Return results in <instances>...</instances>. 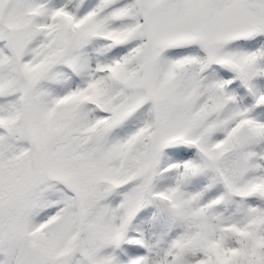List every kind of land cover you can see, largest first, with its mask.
Wrapping results in <instances>:
<instances>
[{
  "label": "snow or ice",
  "instance_id": "6c2138e0",
  "mask_svg": "<svg viewBox=\"0 0 264 264\" xmlns=\"http://www.w3.org/2000/svg\"><path fill=\"white\" fill-rule=\"evenodd\" d=\"M0 264H264V0H0Z\"/></svg>",
  "mask_w": 264,
  "mask_h": 264
}]
</instances>
